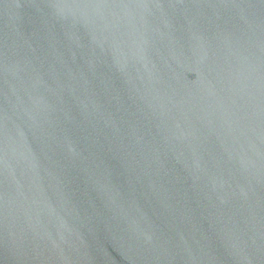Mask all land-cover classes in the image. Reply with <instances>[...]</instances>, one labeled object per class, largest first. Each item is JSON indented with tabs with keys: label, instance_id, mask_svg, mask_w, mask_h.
I'll use <instances>...</instances> for the list:
<instances>
[{
	"label": "water",
	"instance_id": "water-1",
	"mask_svg": "<svg viewBox=\"0 0 264 264\" xmlns=\"http://www.w3.org/2000/svg\"><path fill=\"white\" fill-rule=\"evenodd\" d=\"M0 264H264V0H0Z\"/></svg>",
	"mask_w": 264,
	"mask_h": 264
}]
</instances>
